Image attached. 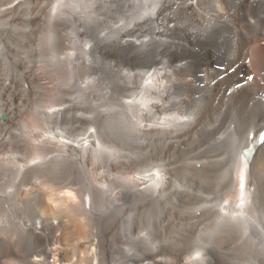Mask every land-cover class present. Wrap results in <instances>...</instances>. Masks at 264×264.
<instances>
[{
	"label": "bare ground",
	"instance_id": "bare-ground-1",
	"mask_svg": "<svg viewBox=\"0 0 264 264\" xmlns=\"http://www.w3.org/2000/svg\"><path fill=\"white\" fill-rule=\"evenodd\" d=\"M263 130L264 0H0V264H264Z\"/></svg>",
	"mask_w": 264,
	"mask_h": 264
},
{
	"label": "rangeland",
	"instance_id": "rangeland-1",
	"mask_svg": "<svg viewBox=\"0 0 264 264\" xmlns=\"http://www.w3.org/2000/svg\"><path fill=\"white\" fill-rule=\"evenodd\" d=\"M26 87V86H25Z\"/></svg>",
	"mask_w": 264,
	"mask_h": 264
}]
</instances>
